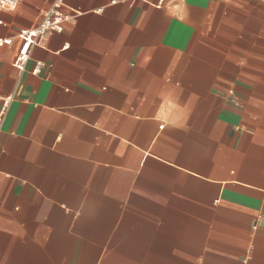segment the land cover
I'll return each mask as SVG.
<instances>
[{"label": "crops", "instance_id": "crops-1", "mask_svg": "<svg viewBox=\"0 0 264 264\" xmlns=\"http://www.w3.org/2000/svg\"><path fill=\"white\" fill-rule=\"evenodd\" d=\"M56 1L2 14L0 264H264V2L64 0L21 70Z\"/></svg>", "mask_w": 264, "mask_h": 264}, {"label": "built area", "instance_id": "built-area-1", "mask_svg": "<svg viewBox=\"0 0 264 264\" xmlns=\"http://www.w3.org/2000/svg\"><path fill=\"white\" fill-rule=\"evenodd\" d=\"M64 0H57L54 6L48 10L40 23L31 30H23L18 38L21 41V50L19 52L20 61L19 68L22 70L25 64L30 58V51L34 46L42 44L43 40L49 33L56 32L62 33L64 31V25L71 23L75 20L77 13L69 14L61 10ZM123 0H112L111 4H117ZM165 0H159L158 5H162ZM264 2V0H262ZM20 0H0V25L3 24L2 14L5 11H12L19 6ZM102 8L96 12L101 13ZM3 42L0 39V44ZM42 68V64L38 63L35 72Z\"/></svg>", "mask_w": 264, "mask_h": 264}]
</instances>
